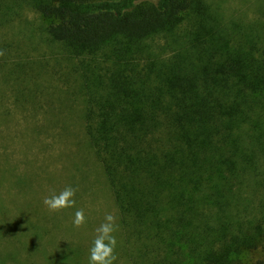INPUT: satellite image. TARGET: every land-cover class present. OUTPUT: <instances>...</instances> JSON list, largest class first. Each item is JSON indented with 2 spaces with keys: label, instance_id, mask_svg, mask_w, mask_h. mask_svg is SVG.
I'll return each mask as SVG.
<instances>
[{
  "label": "trees",
  "instance_id": "trees-1",
  "mask_svg": "<svg viewBox=\"0 0 264 264\" xmlns=\"http://www.w3.org/2000/svg\"><path fill=\"white\" fill-rule=\"evenodd\" d=\"M25 8L79 60L127 264H242L263 249L264 8L225 20L210 0H0V25ZM2 199L0 250L18 231Z\"/></svg>",
  "mask_w": 264,
  "mask_h": 264
},
{
  "label": "rangeland",
  "instance_id": "rangeland-1",
  "mask_svg": "<svg viewBox=\"0 0 264 264\" xmlns=\"http://www.w3.org/2000/svg\"><path fill=\"white\" fill-rule=\"evenodd\" d=\"M210 2L225 20H251L264 8V0ZM43 24L25 8L21 17L0 25V196L4 221L22 229L16 242L1 241L0 254L26 251V264H88L96 229L111 213L116 218L114 264H127L118 210L84 131L79 60L50 42L42 34ZM69 186L77 189L75 206L49 212L44 198ZM78 209L86 221L80 228L72 222ZM260 248L242 264L264 260Z\"/></svg>",
  "mask_w": 264,
  "mask_h": 264
},
{
  "label": "clouds",
  "instance_id": "clouds-1",
  "mask_svg": "<svg viewBox=\"0 0 264 264\" xmlns=\"http://www.w3.org/2000/svg\"><path fill=\"white\" fill-rule=\"evenodd\" d=\"M0 55H3L0 52ZM77 189L69 186L59 194L53 193L51 196L45 197L43 204L49 212H60L64 209L75 206L74 196ZM104 223L96 229L97 235L92 242V247L89 249L88 264H114L117 260L115 248L117 240L113 234L116 231V218L108 213L104 217ZM73 226L80 228L85 224V215L83 209H78L74 214Z\"/></svg>",
  "mask_w": 264,
  "mask_h": 264
}]
</instances>
